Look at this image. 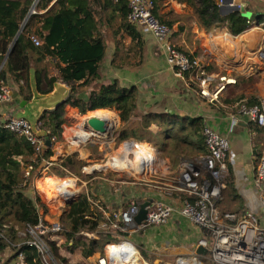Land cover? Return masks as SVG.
I'll return each mask as SVG.
<instances>
[{
	"label": "trees",
	"instance_id": "1",
	"mask_svg": "<svg viewBox=\"0 0 264 264\" xmlns=\"http://www.w3.org/2000/svg\"><path fill=\"white\" fill-rule=\"evenodd\" d=\"M50 1L0 0V79L16 83L26 101L37 95L49 96L58 81L70 88L54 107L44 106L40 112L36 122L45 138L60 140L67 106L76 108L80 114L113 109L120 120L117 142L129 138L138 142L144 140L156 121V125L162 128L157 134L164 136L158 149L172 165L179 163L181 157L189 155L194 162L208 153L201 117H179L163 112L156 115L158 119L155 120L152 114L140 111V91L136 86L126 87L117 80L95 83L106 49L101 29H108L116 15L121 18L120 27L131 39V44L118 57V65H123L129 57L136 58V65L143 60L144 41L138 27L127 20V0H55L44 13H39L38 9L46 8ZM152 1L155 17L171 26V19H164L160 14L166 0ZM177 1L192 8L199 28L206 32L224 29L237 36L254 25L239 11L222 14L219 0ZM33 5L35 12L30 13ZM31 36H37L40 44L35 45ZM175 48L182 52L176 45ZM34 54L52 58L54 62L48 61L45 67L37 70ZM51 68L56 70L55 74ZM189 75L196 81L201 76L197 69L184 72L185 77ZM82 87L90 89L86 97L79 96ZM137 115L139 119H136ZM52 155L53 143L44 145L43 150L35 155L32 145L23 136L0 126V264H16L19 255L24 264H45L37 248L25 244L31 238L28 226L38 223L40 208L46 210L38 195L30 194L34 191L33 178L42 160L52 163L47 173L59 177L81 175L84 166L76 152L58 160H52ZM225 162L227 165V160ZM28 164H32L33 170L27 176L24 169ZM222 181L229 184L228 189L233 192L228 165L222 173ZM99 219L100 215L91 210L85 195L74 200L59 217L67 249H78L83 258H89L95 254L103 255L106 244L118 242L119 237L98 230ZM93 233H97L99 239L88 236ZM44 240L52 261L67 264L60 254V247L47 236Z\"/></svg>",
	"mask_w": 264,
	"mask_h": 264
},
{
	"label": "crops",
	"instance_id": "2",
	"mask_svg": "<svg viewBox=\"0 0 264 264\" xmlns=\"http://www.w3.org/2000/svg\"><path fill=\"white\" fill-rule=\"evenodd\" d=\"M54 2L55 0H51L46 8H40L38 12L44 13ZM234 3L244 4L247 18L249 15H254L252 20L248 18L253 22V27L237 36H232L224 29L206 32L199 28L192 8L187 6L185 2L166 0L160 10V14L164 19H171L170 21L173 22L169 26L172 32V43L180 48L182 53L199 60L204 74L211 78V87L218 83L217 78L220 75L229 76L235 80L233 84H228L219 94L217 101L209 102L206 97L200 94L199 82L203 75L197 81L191 75L183 78L176 76L167 64L166 56L157 40L140 28L138 29L144 41L143 60L136 65V58L129 57L123 65H118V57L121 52L131 44L130 37L120 27L121 18L119 15L114 17L108 29H105V31L101 29L106 49L104 58L99 63L98 77L95 83H109L112 80H117L126 87L134 85L140 91L139 104H141L142 110L140 111L143 114H152L156 117V115L165 112L176 114L179 117H201L205 127L227 136L229 147L226 153V160L230 169V184L233 192L228 189L229 184L225 183L219 198L216 200V206L221 211H231L239 214L251 211L257 215L261 212L264 214V208L260 202L261 189L257 185L254 176L257 158L264 149V129L254 123H250L239 115L234 104L240 99L250 102L264 98V57L260 53L264 35V1L234 0ZM260 35L261 40L259 39ZM231 44L234 47L232 58L227 56L228 53L231 54V49L228 46ZM33 60L37 70L45 67L48 61L54 62L52 58L45 59L36 54L33 55ZM51 72L55 74L56 70L51 68ZM6 83L11 90V96L9 101L0 103V115L2 117H19V115L31 111L37 115L34 123H37L36 120L45 106H39L38 102L40 100L45 99L49 106L54 107L68 94L70 89L68 85L58 81L55 84L53 93L49 96L39 97L37 95L26 101L20 95L16 83L10 80ZM89 91V87H82L79 96L86 97ZM22 101L24 103L20 105ZM76 111L78 110L76 109ZM139 118V115H137L136 119ZM157 119L158 117L155 118V120ZM233 119L235 120L234 123ZM115 121L117 122L116 116ZM161 129L154 121L148 133L156 135ZM134 145L125 144L123 147L125 152L122 150L119 157H122L126 152L137 153L138 149L132 150ZM64 148L65 146L56 142L53 146L51 159L53 160V157L58 159L73 153V151L71 152L70 150L68 152ZM153 150L156 152L155 148ZM74 152L79 154V160L84 156L81 151L78 152L76 150ZM187 158L191 159L189 155L181 157V161L173 165L169 163L168 158H162V163L164 164L160 175L165 179H163L165 182L162 183L153 182L147 178L139 183L114 179L105 175L94 178L89 177L90 175L88 174L90 172H88L86 174L88 176L85 178L86 181L80 185V188H82L80 194L78 189L77 192L71 195H59V199L62 200H66L69 197H76L77 199L80 195H85L87 200L88 198L90 200L88 202L91 210L95 214L100 215L98 230L100 232H109L112 236L119 237L118 242H113L117 243L116 246H107L113 243H108L104 246L103 255L95 254L84 259L96 264L97 258L104 256L111 264H120V262H123V258L125 259L124 252L122 257L114 255L115 252L113 250L119 246L126 245L121 243L126 240L134 246L137 259L145 264H175L178 259L186 260L188 264H194V258L201 264H211L207 249L197 244V241L204 236L203 232L188 219L182 218L183 216L181 215V217L179 213V208H181L183 201L187 197L185 192L178 189L180 186L181 162ZM153 160H155L154 156ZM108 165L113 169L119 170L111 161L108 162ZM200 175L204 177L208 174L206 170H202ZM41 178L33 180V189L45 193L37 185V181ZM51 179L53 178L45 177L42 180V184L47 187V184H49L47 181ZM72 181L74 182L73 179ZM87 183H90V190L83 191V187L84 185L87 186ZM154 199H161L170 205L173 208L171 218L179 216L181 218L180 222L174 220V225H171L172 221L170 218L161 225L145 226L144 218L140 224H135L133 220V224L125 232H120L109 226L108 220L112 218L113 214L119 216L120 210L127 208L130 203L136 202L140 205L146 201L149 203ZM92 200L97 202V204L94 205L91 202ZM69 205L67 204V208ZM44 215V210L41 211L40 208V217L43 216V219L46 220ZM175 233L179 235L177 236ZM93 234L98 237L97 233ZM50 238L57 246L58 242L64 241L65 243L62 231ZM198 247L204 248L206 250L205 253H197ZM71 252L69 249L68 251L60 249L61 256L66 259V262L68 260V264H83V262L71 263L69 261ZM74 252L80 253L76 249Z\"/></svg>",
	"mask_w": 264,
	"mask_h": 264
},
{
	"label": "built area",
	"instance_id": "3",
	"mask_svg": "<svg viewBox=\"0 0 264 264\" xmlns=\"http://www.w3.org/2000/svg\"><path fill=\"white\" fill-rule=\"evenodd\" d=\"M225 4V0L218 1L220 9ZM227 5H237L239 8V4L234 3V0ZM153 8L152 0H127L128 22L149 33L157 40L166 56L167 64L176 76L183 78L184 72H191L194 69L199 70L200 75H203L199 82L200 94L206 97L209 102L217 101L219 94L228 84H233L235 80L229 76L220 75L217 78L218 83L211 87V78L204 74L199 60L191 58L175 48L171 41V28L155 17ZM29 12H35L34 5ZM30 38L35 45L40 44V39L37 36H31ZM260 53L264 57V35ZM10 96L11 90L8 84L0 79V103L9 101ZM234 106L239 115L264 129V98H260L251 104L245 99H240L235 102ZM234 121L233 119V123ZM0 126L23 136L32 145L35 155L43 150L46 138L39 132L38 123H31L20 116L2 117L0 115ZM203 136L208 153L194 162L189 158L181 162L180 186L178 189L185 192L187 197L181 208H179V213L203 232L204 236L197 241V244L207 249L211 264H264V225H262L260 218L251 211L239 214L231 211H221L216 206V200L224 188L222 173L226 169V153L229 147L227 136L215 132L209 127H204ZM49 140L51 143H56L54 137ZM51 164L49 160H42L33 180L41 178L39 176L43 172L46 174ZM32 170V164H28L24 169L25 175L28 176ZM202 170H206L208 175L201 177ZM254 176L257 185L261 189L260 202L264 208V149L257 158ZM71 179L74 180V185L78 188L77 178ZM60 196H63V194ZM88 201H90L89 198ZM91 202L94 205L97 204L93 200ZM138 208V203H130L127 208L120 210L121 220L118 219V215L113 214L112 218L108 220L109 226L112 229L125 232L133 224ZM172 215L173 208L170 205L161 199H154L146 207L144 225L164 224ZM61 231L62 225L60 222H48L40 217L35 226H28L27 232L31 238L25 244L37 248L43 263L54 264L44 237L47 236L51 240V236L57 235ZM88 236L98 239L95 234H89ZM122 242L128 243L130 249L135 250L131 243L126 240ZM193 261L194 264H201L195 258ZM16 264H24L21 255H19ZM96 264L111 263L104 256H100L97 258ZM175 264H188V262L178 259Z\"/></svg>",
	"mask_w": 264,
	"mask_h": 264
},
{
	"label": "rangeland",
	"instance_id": "4",
	"mask_svg": "<svg viewBox=\"0 0 264 264\" xmlns=\"http://www.w3.org/2000/svg\"><path fill=\"white\" fill-rule=\"evenodd\" d=\"M259 39L261 40V35L259 36ZM38 104H40L39 106H41V107L44 105L49 106L47 104L46 100H40L38 102ZM37 107H38V105H37ZM108 110L113 112V114L117 118V122L115 125H113V126L111 125V127H113L111 134H106L104 136H100V135L97 136L96 134H91L90 132L85 131L82 127V124H81L83 122V120L87 116L88 117L91 116L95 110L86 112L85 114H80L78 111H76V108H70L68 106L65 107V123L62 125L63 130H62V133L60 136V140L55 141V142H59L62 146H65L64 150H67L68 152H70V150H71V152L72 151L74 152L77 150L78 152L81 151L82 155L84 153V156H82V157L80 156L82 158L80 160L83 161L84 166L81 169V175L74 174L72 176L66 175V176H61V177L58 176L56 178L70 179V178L77 177L78 178L77 179V187L78 188L80 187V185L84 181H86L85 178L88 175H90L89 177H94V178L101 177V176L105 175L107 177H112L114 179H121L123 181H125V180L136 181V183L142 182V180H144L146 178L150 179L153 182H155V181L158 183L165 182V181H163L164 178L160 175V171L163 168V164H164V163H162L163 162L162 158H168V157H164L162 155V153L160 152V150L158 149L159 144L164 140L163 139L164 136L160 137V135H158V134H156V135L155 134L154 135L153 134L152 135L147 134L145 139L140 141V142H138L132 138H129V139L121 141V142H117L116 138L119 134L120 120H119V117H118L116 111H114L113 109H108ZM19 116L26 118L31 123H34L37 115H36V113L34 114L31 111H29V112H26L23 115H19ZM79 126H81L85 132H88L89 136L86 137L85 141L76 142L75 141L76 139L74 138L75 133L72 131L78 130ZM54 144L55 143H53V146H54ZM125 144H131V145L137 144V145L132 146V150H137V149L141 150V148L143 147L144 144H146V146H148V147L150 146L151 153L155 157V160H152L153 163L151 164L150 168L148 169L149 171L147 170L145 172H138V173L136 172L135 174L132 172H128L129 170H127L126 169L127 167H125V164L127 162L123 161V160L122 161L119 160L121 162V166H122L123 170L118 168V167H116V168H118L119 170L113 169L111 166L108 165V162L112 161V159L115 160V162H116V158L121 155L122 150H123V152H125V149H123ZM151 146H152V148H151ZM154 148H155L156 152L153 150ZM77 158H79L78 153H77ZM125 158H128V157L126 156ZM156 158H157V160H156ZM53 160H58V159L53 157ZM168 161L171 164L169 158H168ZM129 163H131V162H129ZM106 164H107V166H106ZM124 169H126V170H124ZM47 171H46V174H45V172H43L41 174V176H39V177L47 176V177L53 178V176H55V175L48 174ZM88 172H90V174H88ZM86 174H88V175H86ZM89 182L91 183V181H89ZM51 183H49V184L51 185ZM90 183L89 184L87 183V186L84 185L83 191H85V190L89 191L90 190ZM156 186H159V185H156ZM41 189L45 193H42L41 191H36L33 189L34 191L30 192L31 196H33V194L39 195L41 202L46 207V210H44V209L43 210H44V214H45L44 216L46 217V220L48 222H51V221L59 222V217L67 209V204L65 202L66 200L59 199L58 196H59V194L62 195L61 193H56V191L52 192V191L48 190L49 188L45 187L43 184H41ZM81 190H82V188H79V191H80L79 194L81 193ZM46 193H47V195H46ZM221 207H222V205H221ZM43 210L41 209V211H43ZM263 215L264 214L262 212L260 214H257V216L260 218L262 224L264 225V216ZM182 218H184V217H182ZM170 220L172 221L171 225H174V220L177 222L178 221L180 222L181 218H179V216H173ZM168 223H167V226H168ZM160 229L162 230V228H160ZM198 230H199V228H198ZM164 233H165V231H164ZM178 233H175V235L178 236L179 235ZM59 245H60V249L62 251H65V250L68 251L66 245L64 244V241L58 242V246ZM76 250H78V249H76ZM141 254H142V252H141ZM70 255H71V257H70L69 261L71 263L72 262L73 263L74 262L75 263L83 262V264H92L91 262L86 261V259H84L80 253H75L74 251H72L70 253ZM48 262H49V259H48ZM68 263L69 262L67 260V264ZM207 264H209V263H207Z\"/></svg>",
	"mask_w": 264,
	"mask_h": 264
},
{
	"label": "bare ground",
	"instance_id": "5",
	"mask_svg": "<svg viewBox=\"0 0 264 264\" xmlns=\"http://www.w3.org/2000/svg\"><path fill=\"white\" fill-rule=\"evenodd\" d=\"M228 51H230V50H228ZM224 52H225V50H224ZM91 117H96V118L106 120L108 126H111V125L113 126L116 124L115 116H114L113 112L109 111L108 109H102V110H98L97 112H93ZM72 132L75 133L74 138L76 139L75 140L76 142L83 141L86 139V137L89 136V133L85 132L81 126L78 130H73ZM129 145H131V144H129ZM136 152L137 153H124L122 157L116 158V162H115V160H112L111 163L115 167H118V168L123 170V168L121 166V162L119 161V160H121V161L123 160V161L127 162V163L125 162L126 163L125 167H127L126 169L129 170L128 172L135 173V172H145L144 170L147 171L150 168L151 164L153 163V161H152L153 155L151 153V150L146 145L145 146L143 145L141 150H138ZM126 156L128 158H125ZM129 162H131V163H129ZM126 169H124V170H126ZM45 177H47V176H45ZM45 177H42L40 180L37 181L38 187L40 186V184H42V180ZM53 178L54 179L47 181L48 183L52 182L51 185L47 184V188H49L48 190H50L52 192L56 191V193H61L64 195H66V194L71 195L72 193L77 192L78 188L76 190V186L74 185V182L72 181L71 178L70 179H65V178L60 179V178H56L55 176H53ZM39 188H41V187H39ZM65 189H67V191H65ZM121 243H125V242H121ZM113 244H117V243H113ZM125 244L126 245L119 246L113 250V252H115L114 255H119V256H122V253L124 252L125 259L123 258V262H120V264H145V263H143L137 259L136 253H135L136 251L131 250L130 247L128 246V243H125ZM114 264H116V263H114Z\"/></svg>",
	"mask_w": 264,
	"mask_h": 264
},
{
	"label": "water",
	"instance_id": "6",
	"mask_svg": "<svg viewBox=\"0 0 264 264\" xmlns=\"http://www.w3.org/2000/svg\"><path fill=\"white\" fill-rule=\"evenodd\" d=\"M233 2V0H225V6H223V8L220 9L222 14H226L228 12L231 11H239L242 15H245V11H244V4H239V8L237 5L234 6H228L227 4ZM254 15H249V19H253ZM229 48L231 49V54H227L228 57L232 58L233 56V52H234V47L231 45H228ZM16 96V94H14ZM24 101L20 102V105H23ZM82 127L85 131L90 132L91 134H96V135H100V136H104L106 134H111V131L113 129V127L108 126L106 120L104 119H100V118H96V117H86L83 122H82ZM51 143L49 141L48 138H46L45 140V145L49 146ZM76 199V197H69L66 199V204H71L74 200ZM148 205V201L143 202L142 204L139 205L137 214L134 217V221L135 224H140L146 215V207ZM118 219L121 220V216H118ZM205 249L202 247H198L197 248V253H205Z\"/></svg>",
	"mask_w": 264,
	"mask_h": 264
}]
</instances>
